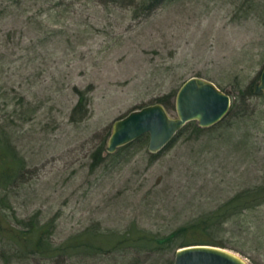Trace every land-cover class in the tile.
Instances as JSON below:
<instances>
[{"label": "rangeland", "instance_id": "1", "mask_svg": "<svg viewBox=\"0 0 264 264\" xmlns=\"http://www.w3.org/2000/svg\"><path fill=\"white\" fill-rule=\"evenodd\" d=\"M263 69L264 0H0V139L16 168L0 182V264H173L182 237L55 249L88 230L93 242L163 237L233 210L208 239L264 264ZM191 77L228 94L233 115L203 132L190 122L157 156L148 135L108 152L115 121Z\"/></svg>", "mask_w": 264, "mask_h": 264}, {"label": "water", "instance_id": "2", "mask_svg": "<svg viewBox=\"0 0 264 264\" xmlns=\"http://www.w3.org/2000/svg\"><path fill=\"white\" fill-rule=\"evenodd\" d=\"M256 95L264 94V69L260 81L254 85ZM231 97L214 82L191 77L176 96L177 115L172 116L162 104L133 111L113 124L107 150L114 154L141 137L149 136V151L157 154L190 122L197 121L201 128L219 124L229 113ZM174 264H250L229 249L215 245H189L177 250Z\"/></svg>", "mask_w": 264, "mask_h": 264}, {"label": "trees", "instance_id": "3", "mask_svg": "<svg viewBox=\"0 0 264 264\" xmlns=\"http://www.w3.org/2000/svg\"><path fill=\"white\" fill-rule=\"evenodd\" d=\"M155 1L158 3H161L164 0H155ZM176 96L177 94L173 95V97L168 98V101L166 102H163V100L160 99L162 105H164L167 110L169 109L175 110L176 109ZM86 106H87V103L85 101V97L83 94H81L79 102L77 106L75 107L74 112H77L78 109H86ZM234 111L235 109H233V105H232V108L230 109L228 115L225 118L227 119L230 116H232ZM188 126H191V123L187 124L165 148L171 147L176 141V139L178 138V136L181 135ZM196 128L199 132H203L206 130L199 126ZM157 154H154V155L157 156ZM7 155H8L7 144L5 142H1V139H0V177H1L0 182L9 184L11 182L10 180H11L12 174L14 173L13 169H16V168L12 167L11 165H7L6 163ZM11 164H16L18 166L21 165V163H18V162H14ZM238 197L239 195H237V197L234 200L237 201ZM229 205L230 207H227V209H231V210L235 209V203H229ZM237 205L239 206V204ZM225 211H226V206L224 207L222 206L218 210L217 216L222 217L223 212ZM236 213H237L236 210H233V213H231V215L234 216L236 215ZM230 216L226 217V219L224 220L219 219V221H215L216 217H211L212 219L205 218V219L200 220V222L198 221L192 222V223L189 222L186 225L180 226L171 234L167 236H163V237H159L154 233L145 232L143 230H138V231L134 230L133 232H130V231L124 232V233L116 232L114 234L109 233V234H106L108 236L102 235L101 238H99L100 236L97 235L96 236L97 240L93 242L92 231L88 230L84 232L82 235H80L78 238L73 239L67 246H63V247L55 249V255L64 254L63 252H67V250H76V249H81V248H83L84 251L87 252V254H92L95 251L106 249L104 248L105 246H112L115 249L121 248L123 246H128L129 248H133V249L135 247L136 251L142 248H146V247L154 249L164 244H172L176 237H182L184 240V243H182V245H180L179 247H175L174 249L175 254L180 247L189 246V245L206 244V245H215V246L224 248L225 246L221 241H213V240L210 241L207 235L211 233L213 230L224 229L225 223L227 220H229ZM111 239H113L112 244L111 245L106 244Z\"/></svg>", "mask_w": 264, "mask_h": 264}]
</instances>
